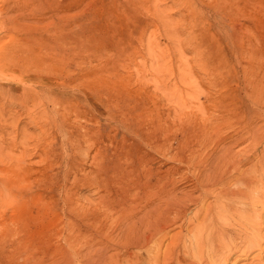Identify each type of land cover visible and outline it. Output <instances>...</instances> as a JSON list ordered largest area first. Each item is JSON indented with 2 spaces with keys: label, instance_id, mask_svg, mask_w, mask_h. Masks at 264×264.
Wrapping results in <instances>:
<instances>
[{
  "label": "rangeland",
  "instance_id": "rangeland-1",
  "mask_svg": "<svg viewBox=\"0 0 264 264\" xmlns=\"http://www.w3.org/2000/svg\"><path fill=\"white\" fill-rule=\"evenodd\" d=\"M148 211L164 264H264V0H0V264Z\"/></svg>",
  "mask_w": 264,
  "mask_h": 264
},
{
  "label": "bare ground",
  "instance_id": "bare-ground-1",
  "mask_svg": "<svg viewBox=\"0 0 264 264\" xmlns=\"http://www.w3.org/2000/svg\"><path fill=\"white\" fill-rule=\"evenodd\" d=\"M235 198H234V200H235ZM140 202H141L140 200L137 201V204L139 203L138 204L139 207H140ZM144 206H146V204H144ZM150 214H151V212L148 211V213H145V215L143 213L141 215H137L135 218H132L133 220L130 221L131 223L128 222V224L125 225V226H128L129 225L130 226V227H128L129 229H127L126 227H121L120 228V232L118 231L120 233V236L119 237L117 236L118 239L115 240V243L110 244L106 248V250L104 252H101L100 253V251H99V254L97 256H94L93 257V256H90L88 254H85L82 250H79V254H81V258H82L80 260V262L82 264H141V262H143V260H142V255L139 254V252L142 251V250H144V249H146V251L151 252V241L153 240V237L155 236V232L157 230H164L165 231V234H163L162 236H160L156 240V242H155L157 244L158 250H157V252H156L155 255L151 256L152 258H150L151 260L149 262V264H164V262L167 261L166 258H167V255L169 254V253H166L168 251V249L165 250L166 252H164V258H163V260H161V253H162V246H163V238L165 236L167 237V235L169 233V226H168L167 222H164L165 220L159 221V223H157V219L156 220H152V217H150ZM72 229H70V230H72ZM72 236H74V235H72ZM68 239H69V237H68ZM74 239H73V241H71L72 240L71 238H70V240H67L68 242L69 241L70 242L69 243L68 242L65 243V244L68 243L66 245V247L69 246V248H70V246H71V249L72 248L75 249L74 247L76 245H78V244L80 245V246L78 245L80 248L83 247V245H82L83 243H81V240L80 239H77V241H74ZM78 246H76V249L78 248ZM26 247L28 248V244H27ZM199 247L200 246H198V243H197V245H194L193 247H191V250L189 248V250L192 251L193 255H196L195 257L199 256V254H200V252L198 251ZM211 249L213 250V248H211ZM112 250H118V251L121 252L122 255H120V257L119 256L114 257L113 255H111ZM85 251H87V249ZM213 252H211L212 255H213ZM187 253L189 255L190 252H187ZM35 256H33V257H35ZM33 257H32V259H33ZM171 257H172V255H171ZM190 257H191V253H190ZM176 258L177 257H175V259ZM189 260L190 261L188 263H185V264H197L195 258H194V260H191L189 258ZM32 261H36V260H32ZM173 261L174 260H172V262ZM178 263H180V262H178ZM146 264H148V263H146Z\"/></svg>",
  "mask_w": 264,
  "mask_h": 264
}]
</instances>
